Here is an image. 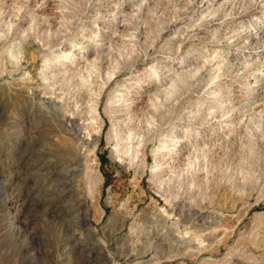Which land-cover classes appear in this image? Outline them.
Here are the masks:
<instances>
[{
  "label": "rangeland",
  "instance_id": "1",
  "mask_svg": "<svg viewBox=\"0 0 264 264\" xmlns=\"http://www.w3.org/2000/svg\"><path fill=\"white\" fill-rule=\"evenodd\" d=\"M263 34L264 0H0V264H264ZM81 45L97 51L90 78L46 92L48 56ZM181 65L194 72L160 106L132 90ZM127 89L133 158L111 130ZM99 90L94 145L100 119L71 120ZM50 95L69 119L48 114ZM178 130L208 151L167 159L158 145Z\"/></svg>",
  "mask_w": 264,
  "mask_h": 264
},
{
  "label": "bare ground",
  "instance_id": "2",
  "mask_svg": "<svg viewBox=\"0 0 264 264\" xmlns=\"http://www.w3.org/2000/svg\"><path fill=\"white\" fill-rule=\"evenodd\" d=\"M216 1V0H214ZM262 1V0H261ZM212 4H209L207 5V7H205L204 9L206 8H211V12L213 14V12H215L217 9L212 5ZM236 29V28H235ZM256 34H254L255 36ZM261 35V34H260ZM264 35V34H263ZM53 37V36H52ZM242 38V37H241ZM253 38V36H252ZM255 39L258 38V36H255L254 37ZM260 39V38H258ZM252 41V40H251ZM47 42L49 43L50 40L47 39ZM81 48H83L82 50H79L77 52H74L73 49H70L68 51H62L60 53H57V54H54L55 56L53 57H49L48 56V59L47 60V64H45L46 66L43 67L42 69H40V75H41V78L43 80H45V83H43V89L44 90H47L46 92H50V93H53V90H52V83H51V80L52 79H56V80H62V81H67L68 79H71L72 76L74 75L75 72H80V79L79 81H84V83L86 82V80H88L89 78L86 77V75L81 72V71H84L86 70L89 74L92 70L95 69V66H96V63H97V58H98V55H97V51H93L91 50V48L87 45H81ZM77 49V48H76ZM95 49V48H94ZM78 50V49H77ZM46 57V56H45ZM69 61L66 62V61ZM219 63V62H218ZM78 67V69H76L77 71L75 70H72V69H75L73 68V65H75ZM119 65V63L117 62V64L115 65V67H117ZM76 67V68H77ZM115 69V68H114ZM113 68H111L110 70H108V72L106 73L108 75L107 79L110 78L114 73H115V70ZM149 69V68H148ZM151 69V68H150ZM153 69V68H152ZM193 69V68H192ZM170 73L165 75L163 78H161L159 75L160 73L159 72H155L154 73H151V76H150V79H154V78H159V80L161 81V83L159 85H154V87L152 88L153 90L150 91L148 90L149 87H144L145 85L141 84V83H135L133 85L134 89L132 90H137L139 92L141 91H147L146 94L148 95V100L149 99H153L152 103L155 105V106H160L161 104H163V101H159L157 98L161 97L160 100H168L170 99L180 88V84L181 82H183L186 78L187 75H191L194 71L192 70H188L186 69L185 67H183L182 65L179 66V67H171L170 69ZM195 70V69H194ZM96 71V70H95ZM147 71V70H145ZM94 72V71H93ZM149 72V71H148ZM165 72V71H164ZM263 72H264V69H263ZM77 73V74H78ZM76 75V73H75ZM79 76V75H78ZM77 76V77H78ZM75 77V76H73ZM88 78V79H87ZM169 78V79H168ZM79 79V78H78ZM168 79V80H167ZM73 80V79H72ZM92 80V79H91ZM142 80V79H141ZM146 80V78H145ZM158 80V79H156ZM76 81V80H75ZM73 81V82H75ZM82 81V82H83ZM139 81V79H138ZM148 81V80H147ZM164 81H166L165 83H163ZM81 82V83H82ZM156 82V81H155ZM58 83V82H57ZM76 84L78 83V81L75 82ZM104 83V82H103ZM105 84V83H104ZM103 85V84H102ZM131 85V84H130ZM147 85V84H146ZM54 86V85H53ZM78 86V85H77ZM82 86V85H80ZM84 86V85H83ZM185 86V85H184ZM104 87V86H103ZM102 87V88H103ZM77 88V87H76ZM99 88V87H98ZM125 88V87H124ZM82 89V88H81ZM57 90V89H56ZM80 90V89H79ZM131 89H127V90H124L123 92H121V97L120 100L122 101L120 104H115V108H114V111H121L120 112V115H117L116 118H117V121L115 122L116 124V127H114V125H112L114 127V129H111L112 132H114L113 136H114V139H116V142H115V147H113L116 151V154L118 157H122L123 155H129L130 157H136L138 155V151H139V146L142 145V143H144V139L143 137L139 138L138 136L136 137L137 135V129L135 128V126L133 125H130L127 123L129 117H122V115H124L125 113H129V110H130V106L125 103V99L129 96V92L131 93L132 91ZM62 91V89H61ZM60 91V92H61ZM91 91V90H90ZM59 92V91H58ZM64 92V91H63ZM97 93V92H96ZM179 93V92H178ZM93 94V93H92ZM142 94V93H141ZM145 94V95H146ZM55 95V94H54ZM63 95V94H62ZM57 96V95H56ZM118 96V95H117ZM142 96V95H141ZM219 96V95H218ZM58 97V96H57ZM100 98H101V90L98 91V93L95 95V98H94V101L92 102V106L90 107V114L88 117V119L90 120L89 122H86V118H84L83 121H79V119H83L82 117H79V118H76V119H72L73 116H70L71 117V121L73 122V125L74 127L77 129V131H81L83 129L87 130L89 128V126H93V128H95L94 124H97L98 123V119H100V123L96 126L97 129L95 130V134H89L90 131H88V135L89 137L91 138V143H93L94 145H97L98 142H99V139H100V133L103 129V120L102 118L100 117V113H99V101H100ZM147 98V97H146ZM124 101V102H123ZM130 101V100H129ZM216 101L218 102H221V99H217ZM131 104V103H130ZM134 104V103H133ZM86 106V105H85ZM210 106V105H209ZM47 111L49 112L48 114H51L52 112H57L62 120H66V119H69L68 115L66 114L67 112H72L73 110H70L65 104H63V102H61V100H56L53 98L52 95L48 96V99H47ZM132 107V106H131ZM133 109V108H132ZM85 110V109H84ZM113 110V109H112ZM82 111V110H81ZM202 111V110H201ZM78 112V111H77ZM110 112H111V109H110ZM75 113V112H74ZM80 113L82 112H78L79 115H81ZM114 113V112H113ZM86 114V113H85ZM113 115V114H112ZM111 115V117H112ZM130 116V115H129ZM115 119V117H113ZM86 119V120H85ZM113 119V120H114ZM61 120V121H62ZM112 120V121H113ZM126 122V126L125 124L123 123ZM133 121V119H132ZM114 122V121H113ZM122 123V124H120ZM114 124V123H113ZM118 125V126H117ZM176 126V125H175ZM183 126V125H182ZM65 127V126H64ZM220 127V126H219ZM223 127H225L223 125ZM185 128V127H184ZM228 128V127H227ZM140 130V129H139ZM175 131V130H174ZM179 131V130H178ZM186 131V130H185ZM216 131V130H215ZM220 131V130H219ZM225 131V129H224ZM86 132V131H85ZM141 132V130H140ZM144 132V131H143ZM188 131H186L187 133ZM194 132V131H193ZM192 132V133H193ZM198 132V131H197ZM214 133V132H213ZM141 134V133H140ZM215 134V133H214ZM177 141L176 142H172L173 145L172 146H169V148L166 149L167 144L165 145V141L162 140L160 143V145H158V149L157 150H163L164 148V154H167L165 157H167V159H174L175 157H178V156H181L183 155L184 153L188 152H193V154L195 156H197L198 154H204L206 151H208L207 147H204V144L203 142H198V141H195L193 140L192 138H187L186 134H184L183 131H179L177 134ZM166 137V136H164ZM194 137V136H193ZM214 137V135H213ZM170 138V137H168ZM136 139V140H135ZM195 139V137H194ZM212 140V139H211ZM136 141V142H135ZM77 143V142H76ZM169 143V142H168ZM171 143V142H170ZM206 143V142H204ZM211 143V142H210ZM85 144V143H84ZM209 144V143H208ZM206 145V144H205ZM210 145V144H209ZM214 145V144H213ZM215 145H216V142H215ZM66 148L68 149V152L69 154H64L66 155L67 158H65V162H62V169L68 171L69 170V167L67 165V162L68 161H72L73 159H71V156L73 154H76V149L75 147H73V143L72 142H68L66 144ZM207 148V149H206ZM211 148V147H210ZM214 148V147H213ZM156 149L154 151H156ZM158 152V151H157ZM159 152V153H160ZM64 153V152H63ZM68 155V156H67ZM70 155V156H69ZM77 155V154H76ZM128 156V157H129ZM163 156V155H162ZM203 156V155H201ZM74 157V156H72ZM160 157V156H159ZM157 157V158H159ZM183 157V156H182ZM193 156H188V158H192ZM117 158V157H116ZM131 158V159H132ZM163 158V157H162ZM161 158V159H162ZM187 158V159H188ZM160 159V160H161ZM177 159V158H176ZM198 158H195L194 160L197 161ZM158 160V159H157ZM132 161V160H131ZM75 162V161H74ZM133 162V161H132ZM131 162V163H132ZM163 162V161H162ZM161 162V163H162ZM129 163V162H128ZM172 163H173V160H172ZM70 164V163H69ZM80 164V162H79ZM160 164V163H159ZM164 164V162H163ZM168 164V163H167ZM73 165V164H72ZM157 165V164H156ZM162 165V164H160ZM171 165V164H170ZM192 165V164H191ZM177 166V165H176ZM192 167V166H191ZM89 168H91L90 165L87 164V170H89ZM156 168V167H155ZM169 168V167H168ZM188 169V168H187ZM159 175V174H158ZM161 176V175H160ZM171 176V175H170ZM159 177V176H158ZM162 177V176H161ZM62 178V177H61ZM160 179V178H159ZM158 179V180H159ZM169 180V179H168ZM168 185V184H167ZM164 191V190H163ZM166 192V190H165ZM169 215V214H167ZM166 215V216H167ZM188 217V216H187ZM166 218V217H165ZM176 227V226H175ZM198 238V237H197ZM203 240V239H202Z\"/></svg>",
  "mask_w": 264,
  "mask_h": 264
}]
</instances>
